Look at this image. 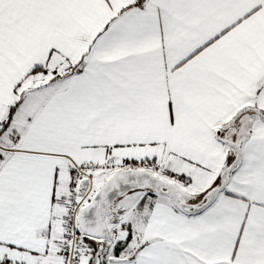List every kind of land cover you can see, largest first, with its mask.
Wrapping results in <instances>:
<instances>
[{
	"label": "snow or ice",
	"instance_id": "6c2138e0",
	"mask_svg": "<svg viewBox=\"0 0 264 264\" xmlns=\"http://www.w3.org/2000/svg\"><path fill=\"white\" fill-rule=\"evenodd\" d=\"M0 264H264V0H0Z\"/></svg>",
	"mask_w": 264,
	"mask_h": 264
}]
</instances>
